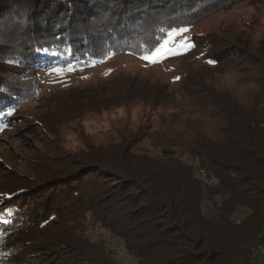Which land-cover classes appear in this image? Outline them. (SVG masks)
<instances>
[{"label": "trees", "instance_id": "1", "mask_svg": "<svg viewBox=\"0 0 264 264\" xmlns=\"http://www.w3.org/2000/svg\"><path fill=\"white\" fill-rule=\"evenodd\" d=\"M241 1L0 0V129L36 95L39 70L75 71L105 61L110 51L140 57L171 29H189ZM258 24L252 18L192 34V64L177 87L130 85L123 94L121 103L158 111L156 123L124 128L32 186L0 192V264H118L102 239L86 234L87 225L121 242L135 264H258L253 247L264 229V35L256 37L252 26ZM195 164L219 183H202Z\"/></svg>", "mask_w": 264, "mask_h": 264}, {"label": "rangeland", "instance_id": "2", "mask_svg": "<svg viewBox=\"0 0 264 264\" xmlns=\"http://www.w3.org/2000/svg\"><path fill=\"white\" fill-rule=\"evenodd\" d=\"M252 18L259 19L258 25H252L257 30L255 36L264 35V3L256 5L253 0H243L175 35L169 46L177 47L185 37L190 40L192 34L233 22L245 25ZM189 54L190 50L152 64L129 52H120L75 71H52L55 66L39 70L36 95L9 113L0 130V192L13 193L23 186H32L33 180H42L48 170L71 162L75 154L86 152L88 145L104 144L117 137L124 128L156 123L158 111L152 112L141 102L121 103L123 94L130 85L160 82L177 87L182 72L192 64L187 59ZM144 146L154 150L148 139ZM198 168L195 166V172L202 183H219H206L197 173ZM240 216L238 209L237 222ZM85 232L92 239H102L106 251L118 264H135L127 248L114 237L111 241L99 226L87 225Z\"/></svg>", "mask_w": 264, "mask_h": 264}, {"label": "snow or ice", "instance_id": "3", "mask_svg": "<svg viewBox=\"0 0 264 264\" xmlns=\"http://www.w3.org/2000/svg\"><path fill=\"white\" fill-rule=\"evenodd\" d=\"M188 31V28L186 27H179L171 29L167 32L168 39H164L162 42H158L157 46L148 49L144 54L140 55V58L143 59L147 63H158L162 62L164 59H167L170 56L173 55H182L185 54L187 51L194 48L196 45L194 42L190 41L187 37L184 38V40L177 46V47H171L169 46L171 44V38L179 33H185ZM38 51H43L44 53H48L51 55H57L56 52L51 51L50 48H41L38 49ZM114 55V52L110 51L106 54L105 59H107L109 56ZM209 64L216 63L215 60H209ZM69 70H74L71 68V66H68ZM52 71L55 72H62L63 68L57 67L53 69ZM176 79H179V77H176ZM6 127V126H5ZM2 130V129H0Z\"/></svg>", "mask_w": 264, "mask_h": 264}, {"label": "bare ground", "instance_id": "4", "mask_svg": "<svg viewBox=\"0 0 264 264\" xmlns=\"http://www.w3.org/2000/svg\"><path fill=\"white\" fill-rule=\"evenodd\" d=\"M197 173L206 183L210 185H216L219 182V178L216 175L208 174L207 171L203 168H198ZM261 233L262 234L258 238L254 247V257L258 264H264V230Z\"/></svg>", "mask_w": 264, "mask_h": 264}, {"label": "built area", "instance_id": "5", "mask_svg": "<svg viewBox=\"0 0 264 264\" xmlns=\"http://www.w3.org/2000/svg\"><path fill=\"white\" fill-rule=\"evenodd\" d=\"M241 211V210H240ZM109 238H111V241L114 240V238L112 236H109ZM115 242V241H114ZM117 244V242H116ZM125 264H131L130 262H126Z\"/></svg>", "mask_w": 264, "mask_h": 264}]
</instances>
